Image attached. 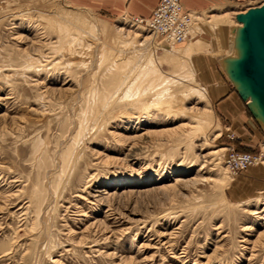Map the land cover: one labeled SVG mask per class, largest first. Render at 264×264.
<instances>
[{"label": "rangeland", "instance_id": "374dc122", "mask_svg": "<svg viewBox=\"0 0 264 264\" xmlns=\"http://www.w3.org/2000/svg\"><path fill=\"white\" fill-rule=\"evenodd\" d=\"M86 2L0 0V264H264V128L249 109L234 120L218 107L221 84H232L218 58L233 39L164 56L195 39L213 43L228 24L212 14L264 0L193 12L194 35L174 45L146 41L152 31ZM65 12L95 29L65 44L55 24ZM153 52L179 77L163 93L152 89L156 75L141 80L139 108L125 89ZM114 59L129 85L104 108L102 90L125 74L111 70ZM233 149L258 161L233 172Z\"/></svg>", "mask_w": 264, "mask_h": 264}, {"label": "bare ground", "instance_id": "6f19581e", "mask_svg": "<svg viewBox=\"0 0 264 264\" xmlns=\"http://www.w3.org/2000/svg\"><path fill=\"white\" fill-rule=\"evenodd\" d=\"M262 4V3H261ZM184 5V4H183ZM255 6V5H254ZM190 10V9H189ZM245 11H247V9H245V10H233V9H229V10H223V11H219V12H216V13H214V14H212V16H210V18L212 17V21H213V23H215V25L217 26H220L221 27V25H223V24H228V36H230V37H226L225 36V34L222 32L223 31V27H221V28H219L218 29V31L216 30L215 32H214V34H215V37L217 38V39H219L220 40V42H223L224 43V45H225V43H227L226 41H229V39L231 38V42H232V39L234 38L233 37V33L231 32V27L233 26V25H238V24H242L241 22H239L238 20H237V14L238 13H241V12H245ZM190 12L192 13V23H191V26H190V30H189V35H188V37H187V39L188 38H190L191 36H193L194 34L193 33H195V30H196V28L198 27V25L200 24V21H199V17L201 16V14H199V15H197L196 13H198V12H196V13H193L194 11H192V10H190ZM232 18H233V24H232ZM202 19V18H201ZM55 21H57V22H55V24H57V26H58V28H59V31H60V39L63 41H65V44H75L76 43V41L79 39V34H81V33H78L77 31H82V30H89V31H92V30H94L95 28V26H94V24H92L88 19H86L84 16L82 17V16H80V15H78L77 13L75 14V13H72V12H65V16H60L59 17V19H55ZM205 22V21H204ZM215 26V27H216ZM200 27V26H199ZM215 30V29H214ZM80 31V32H81ZM84 32V31H83ZM138 35H140L139 33H137ZM82 35V34H81ZM90 35V34H89ZM95 37H97L96 35H94ZM154 36V37H153ZM155 36L156 37H158L162 42H163V44H166V43H168V44H175L174 42H168V41H163L162 39H161V37H159L158 36V34L155 32V31H153L152 32V34H150V36H148V37H145L146 38V41H147V39L148 38H150V39H152L153 40V38H155ZM98 39H99V37H97ZM229 38V39H228ZM186 39V40H187ZM186 40H184V41H186ZM215 40V39H214ZM176 43H178V42H176ZM205 42H202V40L201 39H195V40H193V41H190L186 46H182V47H165V57H167V59H169V61H178V59H179V57L180 58H186V57H189L190 55H192V52H194L195 50H197V49H205L206 48V46H212V43H211V41L209 40L208 41V43H205ZM144 44V43H143ZM142 44V45H143ZM214 44H215V42L213 41V46H214ZM130 46V45H129ZM171 46V45H170ZM177 46V45H176ZM139 50H141V48H139V46H134L133 48H131V53L133 54V56H138V53H139ZM208 50V49H207ZM127 51V50H126ZM204 52V51H203ZM240 52H241V50H240V48L238 47V48H236V52H234V48H233V51L232 52H230V53H233L235 56H239V54H240ZM228 54H230L229 52H227ZM227 53L225 52L224 54L222 53V56L220 57V61H221V59L224 57V55L226 56L227 55ZM130 54V53H129ZM116 55V54H115ZM129 56V55H128ZM141 57V56H140ZM129 58V57H128ZM159 58L160 57H157L156 55H155V53L153 52V54L149 57V58H147V61H146V63H145V61H144V63H145V66H143V67H139V70H138V72H137V76L134 78V81L130 84V86L128 87V88H126L125 89V96L124 97H127V96H129V97H133V99H135V102H136V105L139 107V108H146V107H144V106H146V99L144 100V99H141V96H142V94H144V93H146L147 91H148V88L145 90V88L142 90V82H141V80L143 81V80H145L146 78H152V76L153 75H156V78H159V80L160 81H158L159 83L158 84H151V85H153V87L152 86H150L149 84V86L150 87H152V89L153 90H155V89H157V90H159L161 93H163V92H165L166 90H167V88L169 87H167L166 88V84H167V81L170 79V78H172V77H179L178 75H176V74H172V73H165L164 71H163V69L162 68H160V67H157V62H158V60H159ZM126 60V59H125ZM140 60V59H139ZM168 61V62H169ZM129 62V61H128ZM204 62V61H203ZM224 64H226V66H229V64H230V62H231V60L230 59H224ZM131 63V62H130ZM156 63V64H155ZM159 63V62H158ZM123 64H125L124 63V60L122 59V61H121V59H114V60H112V62H111V64H110V67H111V70H114V71H117L118 73L119 72H122V68H123V66H125V65H123ZM135 64V63H134ZM143 64V63H142ZM150 64H153V65H150ZM220 64H221V62H220ZM129 65V64H128ZM139 65V64H138ZM135 66V65H134ZM175 65H173V67H174ZM178 67H180L179 69H181V68H183L185 65L182 63H180V65H177ZM222 66V65H221ZM131 67H133V66H131ZM186 67V66H185ZM127 68H129V67H127ZM125 69H126V67H125ZM136 69H138V68H136ZM186 69V68H185ZM127 70H131L130 68L129 69H127ZM124 71V70H123ZM178 71V70H177ZM125 72V74H121V73H119L118 75H116V77L114 78V80H112V81H115V82H117V83H119V85H118V87L115 89V90H112L113 89V87L114 86H111L112 88L110 89V90H105V91H103L102 90V94H103V97L102 98H100L102 101H103V106H104V108L107 106L108 107V105H109V103H110V101L116 96V95H118V94H115V92H117L120 88H121V84H123L124 82H126L125 80H128L127 78L129 77L130 78V76L129 75H127L128 73H131V72H128L127 73V71H124ZM135 70H134V74H135ZM179 74V73H178ZM184 74V73H183ZM189 74H192V73H189ZM188 75V74H187ZM132 76V75H131ZM190 76V75H189ZM187 77V76H186ZM190 78V77H189ZM192 80H193V77H192ZM192 80H189V82L190 81H192ZM123 81V82H122ZM122 82V83H121ZM169 82V81H168ZM121 83V84H120ZM128 83H130V82H128ZM152 83V82H151ZM111 84V83H110ZM144 84V83H143ZM191 84H193V83H191ZM126 85H127V83H126ZM125 85V86H126ZM129 85V84H128ZM127 85V86H128ZM116 86V85H115ZM124 86V84H123V87H125ZM200 86V85H199ZM108 87H109V85H108ZM108 87H106V89L108 88ZM201 87V86H200ZM194 88V87H193ZM203 88V87H202ZM202 88H200V89H202ZM121 90H123V89H121ZM150 90H151V88H150ZM170 90V89H169ZM142 91H144V92H142ZM198 91H200L199 90V88H198ZM204 91V90H203ZM120 92H122V91H120ZM156 92V91H155ZM94 93V92H93ZM119 93V92H118ZM116 98V97H115ZM132 98H131V100H133ZM145 102H144V101ZM248 100H250V97H249V99ZM257 109H258V107H257ZM99 118V117H98ZM198 118V117H197ZM203 119L201 118L200 119V121H199V124H200V126L202 127V124H203V121H202ZM204 120H206V119H204ZM198 122V121H197ZM203 128V127H202ZM80 133V132H79ZM258 161V160H257ZM264 162V161H263ZM228 166L230 167V165L228 164ZM230 169H231V167H230ZM232 170V169H231ZM234 172V171H233ZM182 179V177H180V176H178L177 178H176V181H179V180H181ZM184 179V178H183ZM260 196V195H259ZM259 208V207H258ZM255 209V211L254 212H259V209ZM262 211H264V209H262ZM262 236V235H261Z\"/></svg>", "mask_w": 264, "mask_h": 264}, {"label": "water", "instance_id": "95a60500", "mask_svg": "<svg viewBox=\"0 0 264 264\" xmlns=\"http://www.w3.org/2000/svg\"><path fill=\"white\" fill-rule=\"evenodd\" d=\"M236 17L242 24L231 27L233 48L236 52L239 47L241 52L239 56L227 54L220 62L250 112L264 128V2ZM226 58L231 60L229 66L223 62Z\"/></svg>", "mask_w": 264, "mask_h": 264}, {"label": "crops", "instance_id": "0c3cea01", "mask_svg": "<svg viewBox=\"0 0 264 264\" xmlns=\"http://www.w3.org/2000/svg\"><path fill=\"white\" fill-rule=\"evenodd\" d=\"M86 1L87 4H94L96 7L103 8L105 12H107L109 15L113 17L130 18L131 16H144V17L150 16L160 0H94L93 2L92 0H86ZM246 1L248 0H182L186 9H190L194 12H199V13L206 12L207 10L213 9L214 7L220 4L227 5L229 3L230 4L242 3V2L244 3ZM203 31L204 29L201 30V32ZM206 31L210 33V31L208 30ZM222 32L225 34L226 37H230L228 36V28L223 26ZM214 39H215L214 40L215 48L217 46L221 47L220 44L224 45V43L220 42V40L217 39L215 35H214ZM220 57L221 55L219 56L218 59H220ZM198 61L202 63L204 66L208 63L207 61H205V58L204 59L201 58ZM218 61L220 63V60ZM203 68L207 73L206 70L209 69L207 65ZM221 85H222L221 90L218 91L221 92L220 94H222L221 96H223V98L218 102V107L220 109L222 116L228 119L236 120L237 117L240 118L243 117V114H248L249 108L247 107L245 100L241 97V95L238 93V91L233 86V84L225 80ZM249 114L251 115L250 122L253 121L252 123H254L255 128L256 127L260 128L261 125L257 122V120L252 115V113L250 112Z\"/></svg>", "mask_w": 264, "mask_h": 264}, {"label": "built area", "instance_id": "2783aa9c", "mask_svg": "<svg viewBox=\"0 0 264 264\" xmlns=\"http://www.w3.org/2000/svg\"><path fill=\"white\" fill-rule=\"evenodd\" d=\"M192 17L182 0H160L150 16H131L130 21L155 31L163 41L181 43L189 35ZM257 160L258 157L248 151L233 149L228 154V164L234 172L248 168Z\"/></svg>", "mask_w": 264, "mask_h": 264}]
</instances>
